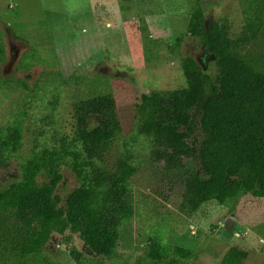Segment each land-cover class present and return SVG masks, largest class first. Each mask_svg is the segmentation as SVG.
I'll return each mask as SVG.
<instances>
[{
	"label": "rangeland",
	"instance_id": "1",
	"mask_svg": "<svg viewBox=\"0 0 264 264\" xmlns=\"http://www.w3.org/2000/svg\"><path fill=\"white\" fill-rule=\"evenodd\" d=\"M205 10L204 25L226 23L239 32L264 9V0H0V126L20 124L23 146L7 170L6 188L21 179V166L42 147L59 148L73 133L75 73L107 79L122 131L106 156L111 167L130 153L136 174L130 181L134 215L120 229L117 256L88 257L76 235L55 237L42 264H222L231 249L247 253L243 264H264V199L241 194L196 213L182 210L181 175L153 159L151 141L137 134L136 105L142 95L186 86L182 62L191 57L215 78V58L188 34L192 14ZM172 49L174 51H172ZM249 52L264 58V27ZM62 198L79 182L62 166ZM166 248L164 260L149 258V246ZM191 251L179 258L173 248Z\"/></svg>",
	"mask_w": 264,
	"mask_h": 264
},
{
	"label": "trees",
	"instance_id": "2",
	"mask_svg": "<svg viewBox=\"0 0 264 264\" xmlns=\"http://www.w3.org/2000/svg\"><path fill=\"white\" fill-rule=\"evenodd\" d=\"M204 19L205 10L198 8L187 30L215 58V78L187 57L184 88L142 95L136 105L137 134L151 141L156 162L180 173L181 208L188 215L210 202L227 205L241 194L264 199V58L249 52L263 30L264 9L239 32L222 22L206 28ZM66 85L73 99L71 139L61 138L59 148L42 147L21 166V179L6 188L0 184V264H42L47 245L70 234L83 243L86 256L112 260L120 229L134 215L133 156L111 167L106 163L122 131L107 79L75 73ZM22 146L20 124L0 126V171ZM62 166L79 182L65 198L59 195ZM149 248L152 261L164 260V246L153 242ZM173 250L181 259L194 257ZM246 258L231 249L222 264H243Z\"/></svg>",
	"mask_w": 264,
	"mask_h": 264
}]
</instances>
